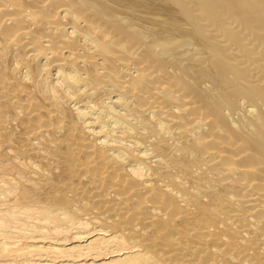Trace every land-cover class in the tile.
<instances>
[{"label":"bare ground","instance_id":"6f19581e","mask_svg":"<svg viewBox=\"0 0 264 264\" xmlns=\"http://www.w3.org/2000/svg\"><path fill=\"white\" fill-rule=\"evenodd\" d=\"M0 264H264V0H0Z\"/></svg>","mask_w":264,"mask_h":264}]
</instances>
